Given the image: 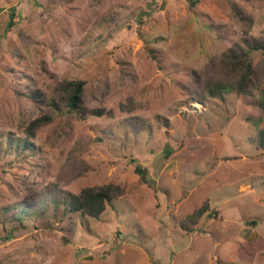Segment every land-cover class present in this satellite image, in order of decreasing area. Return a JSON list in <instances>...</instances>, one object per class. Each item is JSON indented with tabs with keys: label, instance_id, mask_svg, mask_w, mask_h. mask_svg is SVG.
Here are the masks:
<instances>
[{
	"label": "rangeland",
	"instance_id": "obj_1",
	"mask_svg": "<svg viewBox=\"0 0 264 264\" xmlns=\"http://www.w3.org/2000/svg\"><path fill=\"white\" fill-rule=\"evenodd\" d=\"M246 35L264 0H0V264H264L263 53L251 93L193 87ZM65 79L104 114L62 107L27 138ZM109 183L99 218L69 210Z\"/></svg>",
	"mask_w": 264,
	"mask_h": 264
},
{
	"label": "trees",
	"instance_id": "obj_2",
	"mask_svg": "<svg viewBox=\"0 0 264 264\" xmlns=\"http://www.w3.org/2000/svg\"><path fill=\"white\" fill-rule=\"evenodd\" d=\"M249 33V32H248ZM246 33V34H248ZM261 51L263 53L262 72L264 75V38L250 37L241 40L236 48H231L217 60V70L202 78L195 75L193 83L195 86L194 95L204 97L206 95H217L223 91H236L237 93H251L258 82L255 76H258L253 68L252 53ZM261 82V81H260ZM263 82V81H262ZM84 79H65L57 83L51 94L41 89L36 90L33 95L35 101L45 106L43 116L35 118L27 128L26 137L34 138L36 131L43 125L53 120V112L67 107L70 111H76L85 118L87 114L102 116V108L87 109L84 106L85 100ZM43 110V111H44ZM256 144L264 150V126L259 129ZM136 170L143 174L144 169L137 164ZM125 194L124 186L121 184H101L94 186H85L77 193H70L67 199L68 208L72 212L80 213L84 216L99 218L112 203L115 198ZM211 215L210 206L206 202L202 207L196 209L187 218L181 220V226L190 232L195 229L197 221L204 215Z\"/></svg>",
	"mask_w": 264,
	"mask_h": 264
}]
</instances>
